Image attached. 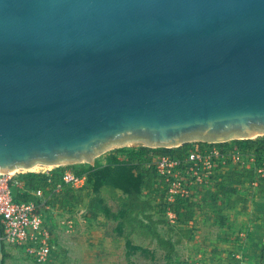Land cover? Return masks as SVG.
I'll return each instance as SVG.
<instances>
[{
  "label": "water",
  "instance_id": "1",
  "mask_svg": "<svg viewBox=\"0 0 264 264\" xmlns=\"http://www.w3.org/2000/svg\"><path fill=\"white\" fill-rule=\"evenodd\" d=\"M259 136L264 0H0L1 174Z\"/></svg>",
  "mask_w": 264,
  "mask_h": 264
},
{
  "label": "rangeland",
  "instance_id": "2",
  "mask_svg": "<svg viewBox=\"0 0 264 264\" xmlns=\"http://www.w3.org/2000/svg\"><path fill=\"white\" fill-rule=\"evenodd\" d=\"M233 142L230 140V144ZM199 145L201 147L203 141H191L171 149L186 158L189 150ZM144 147L151 148L133 142L108 149L93 162L82 160L61 163V167L72 166L86 172L96 166L94 171L99 172L100 176L107 174L113 180L124 179L131 184L132 190L127 185L119 187L104 184L97 187L98 182L90 175L88 183L71 194L68 207H51L45 217L53 231L55 248L47 264H192L195 260H201L198 258L200 253L204 255L205 252L210 254L214 250L218 251L217 247L224 243L220 237H215V234H221L218 221L214 226H207L209 235L201 241L192 229L184 225L187 213L183 204L179 201L170 202L155 183L147 185L135 174L133 178L130 177L128 167L123 166L125 168L121 169L123 163L138 161L147 169L154 157L149 154L150 151L139 153ZM119 149H125L129 154ZM137 151L139 155H136ZM50 166H44L42 170L56 168ZM39 169L31 171L38 172ZM241 170L230 172L227 176L249 173L248 169ZM230 182L239 183L237 180ZM250 187L243 186L244 191ZM171 212L176 217H172ZM204 214L215 220L218 215L217 211ZM208 229L205 230L206 234ZM241 231L248 236L246 227ZM3 264L36 263L25 250L8 245L4 248Z\"/></svg>",
  "mask_w": 264,
  "mask_h": 264
},
{
  "label": "built area",
  "instance_id": "3",
  "mask_svg": "<svg viewBox=\"0 0 264 264\" xmlns=\"http://www.w3.org/2000/svg\"><path fill=\"white\" fill-rule=\"evenodd\" d=\"M153 157L154 161L148 165V168H154L155 184L162 189L170 202L179 199L189 200L195 188L198 190L201 186L207 188L221 176L234 173L236 170L242 172V168L248 169L253 175L248 179L250 186L253 188L264 186V153L257 158L255 154L244 152L230 144V141L203 142L201 147L199 145L189 150L186 158L168 155ZM42 168L34 173L51 176L54 170L46 171ZM27 172L32 171L17 169L7 174L0 173L1 240L5 246L10 245L25 250L36 264H47L55 248L53 231L45 217L46 211L52 209L47 203L50 198L46 197L44 190L40 188L30 191L35 200L17 199L27 191L22 179ZM86 182V174L77 175L72 169L66 168L62 174V183L57 184L54 191L60 193L65 186L78 190ZM170 214L176 217L173 212ZM243 258L241 253L236 255L239 264H243ZM192 264L203 263L195 260ZM261 264H264V251Z\"/></svg>",
  "mask_w": 264,
  "mask_h": 264
},
{
  "label": "crops",
  "instance_id": "4",
  "mask_svg": "<svg viewBox=\"0 0 264 264\" xmlns=\"http://www.w3.org/2000/svg\"><path fill=\"white\" fill-rule=\"evenodd\" d=\"M233 176L223 175L207 188L201 186L198 190L194 187L188 200L193 211L184 225L202 241L209 235L207 226H214L218 221L221 234H215V237L224 240L217 247L218 251L198 255L203 264H239L236 255L240 253L244 257L243 264H261L264 251V186L255 189L251 186L244 191L243 186H249L248 178L237 174ZM232 180L239 183L230 182ZM242 180L246 183H242ZM207 211H217L216 220L205 217ZM244 227L248 230V236L241 231Z\"/></svg>",
  "mask_w": 264,
  "mask_h": 264
},
{
  "label": "trees",
  "instance_id": "5",
  "mask_svg": "<svg viewBox=\"0 0 264 264\" xmlns=\"http://www.w3.org/2000/svg\"><path fill=\"white\" fill-rule=\"evenodd\" d=\"M233 141H234L233 145L237 146L239 149H241L244 152H251V153L255 154L257 156V158H260L261 155L264 153V136H259L255 139H243V140H233ZM119 151L129 154V152L125 151V149H119ZM145 151L146 152L150 151L149 154L151 156L168 155L171 157L182 158V156L180 154H176L175 152H173V149H171V148H153V149H151V148L144 147L142 149V151L139 153L142 154V152H145ZM139 153L137 151L136 155H139ZM133 154H135V153H133ZM141 154H140V156H141ZM123 166L128 167V169H129L128 174H130V177L133 178L136 175L142 181L147 183V185H153L154 183H156V173H155L154 168H147L146 169L141 165L140 161L135 162V163L132 162L130 164L123 163V165L121 166V169L125 168ZM69 168L72 169L77 175L86 174L87 175V183H88L89 176L91 175V177L98 182L97 187H101L104 184H109V185L113 184V185L119 186V187L123 186V185H127L128 188L132 190L131 184L127 181H124V179H114L113 180V179H110L107 176V174L100 176L99 172H95L96 166H94L90 171H87V172L83 171L79 168L72 167V166ZM65 169H66L65 167L55 168L52 171L51 176L46 175V174H42V173H34V172L25 173L22 176V179L25 182V188L27 191L23 195H19L17 197V199L18 200H35L34 196L32 194H30V191H34L36 189L41 188L44 190L46 197L50 198L47 201V203L51 207L56 208L58 206V208H61V209L68 207L70 204L71 194L74 191H76V189H72L69 186H65L64 189L60 193H55V191H54L56 185L59 183H62V174H63ZM122 176H125V174H123ZM244 176L247 177L248 179H251L253 175L251 173H247ZM178 201L185 206L184 208H185V211L187 213L186 218L183 220L185 223L187 220H190L191 215H192L191 213H192L193 209L191 207V204L188 202V200L179 199ZM46 213H47V211H46ZM5 247L6 246L3 244V248H5Z\"/></svg>",
  "mask_w": 264,
  "mask_h": 264
},
{
  "label": "bare ground",
  "instance_id": "6",
  "mask_svg": "<svg viewBox=\"0 0 264 264\" xmlns=\"http://www.w3.org/2000/svg\"><path fill=\"white\" fill-rule=\"evenodd\" d=\"M49 167H51V166L49 165ZM37 168H42V167H41V164H37V165H35L34 167H32L31 169H29V170L34 171V170H36Z\"/></svg>",
  "mask_w": 264,
  "mask_h": 264
}]
</instances>
